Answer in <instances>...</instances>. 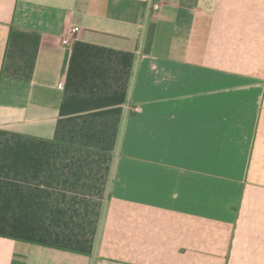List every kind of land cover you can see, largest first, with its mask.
I'll list each match as a JSON object with an SVG mask.
<instances>
[{"label": "crops", "instance_id": "1", "mask_svg": "<svg viewBox=\"0 0 264 264\" xmlns=\"http://www.w3.org/2000/svg\"><path fill=\"white\" fill-rule=\"evenodd\" d=\"M0 264H264V0H0Z\"/></svg>", "mask_w": 264, "mask_h": 264}, {"label": "built area", "instance_id": "2", "mask_svg": "<svg viewBox=\"0 0 264 264\" xmlns=\"http://www.w3.org/2000/svg\"><path fill=\"white\" fill-rule=\"evenodd\" d=\"M152 7H153L154 9H157V8H158V4H153ZM74 30L77 31V30H78V27H75ZM63 43H64V44H69L70 41H68L67 39H65V40H63Z\"/></svg>", "mask_w": 264, "mask_h": 264}]
</instances>
